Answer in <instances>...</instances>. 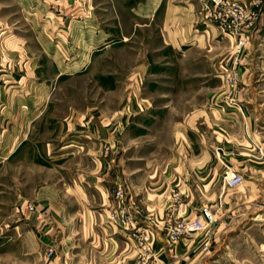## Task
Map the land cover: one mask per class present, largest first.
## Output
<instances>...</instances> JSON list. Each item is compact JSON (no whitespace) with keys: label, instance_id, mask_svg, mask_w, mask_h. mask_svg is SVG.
Instances as JSON below:
<instances>
[{"label":"crops","instance_id":"1","mask_svg":"<svg viewBox=\"0 0 264 264\" xmlns=\"http://www.w3.org/2000/svg\"><path fill=\"white\" fill-rule=\"evenodd\" d=\"M35 3L0 0V248L11 243L13 263L44 264V252L55 242L51 264H142L132 237L141 234L133 228L137 223L145 235H159L146 263L165 264L151 216L160 222L170 212L195 218L202 205L223 199L239 219L259 206L264 12L252 50L241 60V80L229 93L222 78L235 60L233 41L202 19L199 0H45L40 8ZM13 6L32 29L42 21L40 51H28L29 43L10 30L20 22H13L14 13L10 22L4 16ZM132 17L134 30L120 36L117 29ZM154 27L158 34L152 37ZM137 30L147 33L136 36ZM132 42L142 45V53L126 60L118 104L123 111L117 113L112 56L116 45ZM73 80L95 87L73 85L70 93H60ZM228 171L245 178L236 197L222 184ZM119 188L126 191L127 205L138 209L123 223L117 220L124 212L113 211ZM190 243H181V251Z\"/></svg>","mask_w":264,"mask_h":264},{"label":"rangeland","instance_id":"2","mask_svg":"<svg viewBox=\"0 0 264 264\" xmlns=\"http://www.w3.org/2000/svg\"><path fill=\"white\" fill-rule=\"evenodd\" d=\"M45 0H36L35 8H40L44 4ZM101 3L105 0H99ZM3 4L5 5H13V0H3ZM15 4V3H14ZM16 8H7L4 12V16L8 18V21H11V14L14 13L13 19L15 22L19 20L18 29H10L12 32H17L18 34L22 35L24 41H27L29 44L26 45L28 51L37 52L40 51L39 46L37 44L36 37L41 36V41L43 39V31H42V21H37L40 23H36L34 29L24 21L22 18V14H16ZM3 12L1 11L2 15ZM108 20L112 21L115 19V14L109 17V13L103 15ZM42 18V17H41ZM262 18V17H261ZM38 20V18H37ZM42 20V19H41ZM126 20V21H125ZM260 21V20H259ZM134 23V19L132 20L124 19V24H127L126 28L122 27L121 29H117L120 32V36L123 34V31L128 34L134 28H130L129 24ZM259 23V22H258ZM123 24V20L121 21V25ZM122 31V32H121ZM257 31V29H256ZM255 31V33H256ZM58 32V30H57ZM67 35H69V30L64 31ZM147 31L141 32L138 30L136 31V36L141 34H146ZM158 29L156 27L152 28L148 35L152 37L157 36ZM117 35V34H116ZM54 36V35H53ZM65 36V35H64ZM251 41V45L253 43L254 38ZM56 41V40H55ZM60 43L58 42V46ZM141 44L139 42L134 43L132 42L131 45H127L125 48L120 47V45H116L115 54L112 56V59L115 61V71H116V80L118 81L117 86L118 90L115 94V100L117 101V108L116 112L123 111L122 106H118L121 103L122 99L124 98V93L122 92V88L125 85L127 77L124 75L125 67L128 65L129 62H126L127 58L133 56L134 59H137L142 53L141 51ZM233 49V47L231 46ZM1 49V45H0ZM231 49V50H232ZM252 50V46L249 49V52ZM114 52L111 53V55ZM246 62V60H245ZM112 64V63H110ZM241 65V64H240ZM237 66L236 70L239 72V66ZM241 80V76H239L238 84ZM95 82L92 81H79L73 80L69 83H64L61 85L60 93L67 94L75 89V87L80 90L81 88L88 90H92ZM75 87H74V86ZM94 97H99V93H93ZM76 95V94H75ZM73 96L72 98H79L77 96ZM218 150V149H217ZM216 150V151H217ZM216 153V152H215ZM228 172L224 173L222 177V184L224 185V177L227 175ZM250 180V179H249ZM245 181V178H244ZM243 186V185H241ZM226 187V186H225ZM240 187L230 188L233 193L232 195L236 197V193L239 191ZM229 189V188H227ZM116 200L117 204L115 205L114 212L120 213L119 221L123 223L124 218H128L127 213H138V209H134L137 207L135 204L132 206H128L126 203V191L124 188H119L116 191ZM174 197V206H180L182 204V199H180V193L175 192L173 193ZM181 203V204H180ZM258 207L255 209H249V211H245V215L241 218H235L236 213H232V211H228L229 207L225 204L223 199H219L214 203H210L207 205H202L199 209L198 216L195 218H178L174 217L172 214H168L165 217L164 221L160 222L155 217L151 216L149 218V225L154 230L160 231L162 240H163V255L166 257L165 264H264V197L259 198ZM30 206V205H29ZM178 206V207H179ZM177 207V208H178ZM204 207H210L212 209L213 214L216 215V220L213 224L206 226L205 229L201 232H197L194 234H181L179 236H175L172 234V231L178 226L182 220H193L200 218L201 210ZM34 205H33V208ZM173 210V209H172ZM131 211V212H130ZM262 216V220H254L253 218L256 215ZM130 218V217H129ZM260 218V217H259ZM131 222H136L134 218L130 220ZM127 223V222H126ZM11 224V223H10ZM3 226L2 220L0 219V227ZM149 226V227H150ZM150 227V228H151ZM173 227V228H172ZM135 231H140L135 233L132 237L135 239V252L136 258L142 259V264H147L146 262L151 261L152 257H154V248L155 244L158 241L159 235L153 233L148 229L147 235L144 234L145 230L142 227H139L137 223L133 226ZM132 228V229H133ZM142 230V231H141ZM144 231V232H143ZM182 237V238H181ZM146 238V239H145ZM173 239V240H172ZM177 239V240H176ZM191 243L185 247V251H181L180 246L181 243ZM11 243L4 244V246L0 249L4 250L1 254L0 251V264H15L13 263V254L11 252ZM57 243L52 242L50 245L47 246V250L43 254V260H46V264H51L53 258L57 254ZM21 264L26 263L24 260L20 259ZM44 263V262H43ZM44 263V264H45ZM17 264V263H16Z\"/></svg>","mask_w":264,"mask_h":264},{"label":"built area","instance_id":"3","mask_svg":"<svg viewBox=\"0 0 264 264\" xmlns=\"http://www.w3.org/2000/svg\"><path fill=\"white\" fill-rule=\"evenodd\" d=\"M200 14L206 23L215 26L220 33L233 41L234 62L223 78V84L229 93L236 90L239 81V73L236 68L241 60L246 58L251 47V41L257 29L258 22L264 12V0H199ZM233 107V106H230ZM231 109V108H230ZM220 149L216 156L220 157ZM224 185L228 188H236L243 184V175L228 171L225 175ZM33 208V205L30 206ZM210 207L201 210L200 218L193 220H182L172 231V234H194L201 232L206 226L213 224L216 220ZM146 239V238H145Z\"/></svg>","mask_w":264,"mask_h":264},{"label":"bare ground","instance_id":"4","mask_svg":"<svg viewBox=\"0 0 264 264\" xmlns=\"http://www.w3.org/2000/svg\"><path fill=\"white\" fill-rule=\"evenodd\" d=\"M178 225V224H177ZM173 228V227H172ZM182 238V237H181ZM173 240V239H172ZM177 240V239H176Z\"/></svg>","mask_w":264,"mask_h":264}]
</instances>
